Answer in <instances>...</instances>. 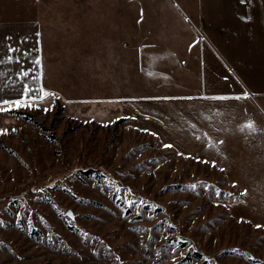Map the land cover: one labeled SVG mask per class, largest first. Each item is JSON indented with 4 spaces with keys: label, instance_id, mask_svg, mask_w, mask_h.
Here are the masks:
<instances>
[{
    "label": "rangeland",
    "instance_id": "rangeland-1",
    "mask_svg": "<svg viewBox=\"0 0 264 264\" xmlns=\"http://www.w3.org/2000/svg\"><path fill=\"white\" fill-rule=\"evenodd\" d=\"M45 2L134 7L135 56L119 104L5 115L0 264H264V0Z\"/></svg>",
    "mask_w": 264,
    "mask_h": 264
},
{
    "label": "crops",
    "instance_id": "crops-1",
    "mask_svg": "<svg viewBox=\"0 0 264 264\" xmlns=\"http://www.w3.org/2000/svg\"><path fill=\"white\" fill-rule=\"evenodd\" d=\"M45 1L0 0V58L6 54V44L9 42L18 45L21 53L25 50L28 53L26 56L17 53L21 55L22 65L0 64V74L7 73L16 80L15 72L21 66L28 69L30 78L26 82L30 86L42 85L47 92L55 94L45 97L47 103L59 100L67 108L82 104L85 99L112 101V105L115 101L119 104V95L117 97L113 91V70L116 64L120 65V56L128 61L131 58L134 60L135 46H131L133 38L129 31V13L134 11V7L54 5ZM121 12L124 14L120 17ZM120 29L128 37L123 45L119 39ZM84 53L88 55L86 67ZM36 59L40 60V64L35 63ZM44 60L47 75L44 73ZM44 75L47 76L45 82ZM60 76L64 79H57ZM7 79V76L0 77V88L3 89L0 98H17L22 85L17 80L14 86L10 81L6 86ZM90 81L93 86L88 84ZM91 93L95 96H85ZM44 100L38 103L43 105ZM7 112H0V128Z\"/></svg>",
    "mask_w": 264,
    "mask_h": 264
},
{
    "label": "snow or ice",
    "instance_id": "snow-or-ice-1",
    "mask_svg": "<svg viewBox=\"0 0 264 264\" xmlns=\"http://www.w3.org/2000/svg\"><path fill=\"white\" fill-rule=\"evenodd\" d=\"M38 35V34H37ZM9 41H11V38L8 37L7 38ZM17 53H21V49L19 48L18 45H15L11 42H9L8 44H6V54L0 58V64H21L22 65V61H21V55H28V53L26 52V50L21 53V55H18ZM36 64H40V60L36 59L35 61ZM2 76H7L8 79L7 81H5V85H8V82L10 81L11 84L14 86L16 81L18 80L19 83L22 85V91L19 94V96L17 98L14 99H9V98H0V112H7L12 110L13 108L15 109H20V108H38L40 107V104L38 103V101H43L45 99V97L51 95L54 96V93H49L47 92L42 85H38L37 87H32L30 86L26 80L29 77V71L28 69L24 68L23 66H21L19 68L18 71L15 72V77L16 80H13V78L11 76H8L7 73H2L0 74V77ZM35 79V78H33ZM0 91H3L2 88H0ZM35 93V94H34ZM243 96H247L248 93H243ZM213 99H229L230 97H226V96H218V97H212ZM235 99H240L241 96H236L234 97ZM3 106H7V107H3ZM48 109L45 108L44 111H47ZM244 127L247 128L250 132H256L258 131V129L255 126V122L254 121H246L244 124ZM243 130V129H242ZM13 131H15V129H13ZM8 132V129L6 128H0V134H6ZM153 135H156V133H152ZM207 136V134H205ZM199 138V137H197ZM210 139V138H209ZM219 143H222V141H219ZM165 148H170L172 147V145L170 144H163L162 145ZM197 159H199V157H197ZM213 165H215V161L211 162ZM233 184L235 185V182H233ZM192 188H195V185L191 186ZM205 188H210V185H204ZM33 191H42V189H33ZM247 190H245L246 193ZM214 194L216 197H220L222 195L221 191L219 188H215L214 189ZM228 195H231L230 193ZM121 199H123V197H121ZM218 203V201H216ZM133 205V201L129 200L128 201V206L132 207ZM68 216H73V213L71 211L67 212ZM74 218V217H73ZM3 221H0V224H2ZM257 227H261V225H257ZM117 259H119L117 257ZM205 259L207 260L208 257H205Z\"/></svg>",
    "mask_w": 264,
    "mask_h": 264
},
{
    "label": "trees",
    "instance_id": "trees-1",
    "mask_svg": "<svg viewBox=\"0 0 264 264\" xmlns=\"http://www.w3.org/2000/svg\"><path fill=\"white\" fill-rule=\"evenodd\" d=\"M26 116H27V115H26ZM27 118H30V119H31V121H33L32 117H27ZM30 119H29V120H30Z\"/></svg>",
    "mask_w": 264,
    "mask_h": 264
}]
</instances>
